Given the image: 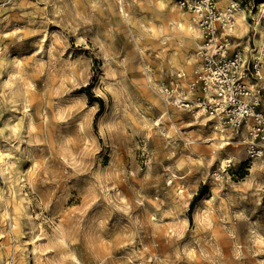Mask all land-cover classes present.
Segmentation results:
<instances>
[{
	"label": "rangeland",
	"instance_id": "obj_1",
	"mask_svg": "<svg viewBox=\"0 0 264 264\" xmlns=\"http://www.w3.org/2000/svg\"><path fill=\"white\" fill-rule=\"evenodd\" d=\"M81 1L82 13L65 17L51 0H0V63L15 61L34 118L11 143L1 116L0 150L14 163L27 150L25 189L39 222L16 236L0 214V264H96L110 253L109 264H264V167L255 174L264 158L223 167L214 146L182 135L196 120L174 105L165 126L151 125L162 89L179 80L188 90L202 42L170 46L152 33L191 13L175 0ZM239 1L251 53L264 0ZM244 41L235 44L245 50ZM141 51L150 70L131 69ZM6 76L0 66V81ZM106 107L112 118L101 135ZM227 150L247 156L241 146Z\"/></svg>",
	"mask_w": 264,
	"mask_h": 264
},
{
	"label": "built area",
	"instance_id": "obj_2",
	"mask_svg": "<svg viewBox=\"0 0 264 264\" xmlns=\"http://www.w3.org/2000/svg\"><path fill=\"white\" fill-rule=\"evenodd\" d=\"M175 2L191 13L202 42L188 83L191 95L187 96L179 80L173 81L158 95L159 107L185 108L196 121L206 119L212 130L225 136L231 134L250 160L264 158V44L251 53L235 44V13L241 1ZM227 166H231L230 162Z\"/></svg>",
	"mask_w": 264,
	"mask_h": 264
},
{
	"label": "bare ground",
	"instance_id": "obj_3",
	"mask_svg": "<svg viewBox=\"0 0 264 264\" xmlns=\"http://www.w3.org/2000/svg\"><path fill=\"white\" fill-rule=\"evenodd\" d=\"M54 2V9L57 13H62L65 17L69 15H73V13L78 14L82 13L83 10V3L81 0H51ZM113 4H115L116 0H112ZM119 1V0H118ZM260 8H264V3L259 5ZM264 13V9H263ZM178 15L179 13L176 12ZM236 21H235V29L233 32L234 39L238 40H245V50L246 53H249L251 51V43H250V28L249 23L247 20V14L245 10L238 9L235 13ZM242 17V18H241ZM260 24V21H258V25ZM174 27V28H173ZM258 29V28H257ZM260 29H258V32ZM260 37L256 38V44L258 45L257 49H260L262 45L264 44V32L260 31ZM153 37L160 38L161 42H166L170 46H176L178 42H186L188 46H199V38H201V32L198 28V26L195 24L193 20V16L191 20L189 18H182L175 22L169 30L163 31L161 30L159 34L152 33ZM241 46V44H239ZM143 55V62L136 61L135 64H131V69L136 68L139 70H150L148 67V64L146 62V55L145 52L141 51ZM182 56L176 57V55H173L171 59L176 63V66H180V59ZM194 58L187 57V61L190 60V62ZM186 61V62H187ZM185 62V64H186ZM1 68H4L7 70V76L6 78H3L2 81H0V87L2 94L0 95V117L4 116V127L2 128L7 134L9 135L10 139H13L11 141H18L19 143L24 140L23 132H21L23 128V120L28 119V121L25 122L26 125H30L33 123L34 118L32 114L30 113V99L28 95L25 93V91L22 89V80L20 76L18 75L16 71V63L12 58L5 59L4 61H1L0 63ZM130 69V68H128ZM181 73H179V76H185L186 73L183 69H179ZM178 71V72H179ZM163 91V89H162ZM159 93H157L158 95ZM155 103H157V98H155ZM170 106L166 105L160 108V111L162 115L156 120L154 123L150 124L154 127L163 125L165 126V123L163 120L167 117H171V111ZM178 109V108H177ZM182 112H185V108L181 109ZM179 111V116H181L183 113ZM18 114L21 115L19 118ZM16 117L19 118V121L17 122L15 119ZM208 120L203 121H193L186 123V126L183 128L185 130L182 135L185 137L187 136L192 143L195 144H209L214 146V151H218V159L220 162V165L223 167H226L228 162L237 164V163H245L248 161V156L243 154V151L238 150L237 152L231 153L228 156H225L224 154L228 152V148H237L240 147L236 141H234V138L231 134L228 136H225L223 134H220L218 132L214 131V134L212 135H203L200 134L204 127H208ZM168 127V126H167ZM195 127V132L198 134V138H196L193 135V131L190 130L191 128ZM1 133V130H0ZM220 135L221 137H217L216 135ZM187 140V139H185ZM197 148H200L199 146L193 147L194 151H199ZM24 151V150H22ZM27 151V150H26ZM24 151L22 152L23 157L18 162H12L11 156L12 153H3L0 150V175H2L6 182V189L2 192L0 191V214L2 215V218H9L7 219L9 224V229L14 233V235H18L20 233H23L24 227L26 224L31 225V229H35L36 226L39 225L38 221H33V218H38V214L36 211H34L33 206L30 201V197L28 193L26 192V163L29 160L28 153ZM245 151V150H244ZM223 153V154H221ZM263 164L257 165L256 169V175L259 174L261 171V168H263ZM183 177H180L182 179ZM58 240L62 241L61 244L65 243L64 238L61 239V237H58ZM36 248L34 247L32 252L35 253ZM36 258V257H35ZM113 258V254H107L104 256L100 261H98L96 264H109L110 260ZM119 258H124L123 256ZM76 261L79 260L75 258ZM115 263H118V260H113Z\"/></svg>",
	"mask_w": 264,
	"mask_h": 264
},
{
	"label": "clouds",
	"instance_id": "obj_4",
	"mask_svg": "<svg viewBox=\"0 0 264 264\" xmlns=\"http://www.w3.org/2000/svg\"><path fill=\"white\" fill-rule=\"evenodd\" d=\"M233 7H235V5H233ZM242 18V17H241ZM99 87V85L96 87V88H93V92L96 93L97 95H101V93H99L97 91V88ZM177 105H179L180 103V100L178 99L176 101ZM111 115L109 114L108 110H107V107L105 108V112L101 115L100 119H99V125H100V133L101 135H104L105 133V128L108 126V123H110L111 121ZM108 122V123H106ZM110 163V162H109ZM208 201L205 199V200H202L201 203L204 204V203H207ZM199 212V208L195 209L194 210V214H197Z\"/></svg>",
	"mask_w": 264,
	"mask_h": 264
}]
</instances>
